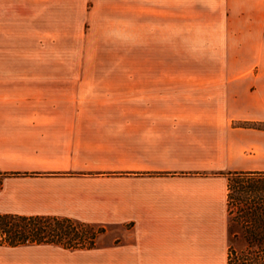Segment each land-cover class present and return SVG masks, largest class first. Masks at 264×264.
<instances>
[{"label":"crops","instance_id":"crops-1","mask_svg":"<svg viewBox=\"0 0 264 264\" xmlns=\"http://www.w3.org/2000/svg\"><path fill=\"white\" fill-rule=\"evenodd\" d=\"M89 2L106 25L158 27L154 56L234 62L18 65V2L0 0V214L105 238L0 246V264H226L227 178L264 172V0Z\"/></svg>","mask_w":264,"mask_h":264},{"label":"rangeland","instance_id":"rangeland-1","mask_svg":"<svg viewBox=\"0 0 264 264\" xmlns=\"http://www.w3.org/2000/svg\"><path fill=\"white\" fill-rule=\"evenodd\" d=\"M18 65H63L85 67L200 66L228 64L234 59L200 57H158L152 51V32L158 27L146 26L138 35L135 26H121L119 19L104 10L92 9L89 0H17ZM193 16L194 11H184ZM181 11H178V14ZM200 27L177 26L178 41L200 37ZM193 32H192V31ZM182 54L184 52H177ZM229 192L238 187L263 185L264 177L235 178L228 176ZM227 189V188H226ZM226 222V244L238 255L244 252L242 226L236 221V210L229 205ZM104 229L96 243L105 241ZM243 251V252H242Z\"/></svg>","mask_w":264,"mask_h":264},{"label":"trees","instance_id":"trees-1","mask_svg":"<svg viewBox=\"0 0 264 264\" xmlns=\"http://www.w3.org/2000/svg\"><path fill=\"white\" fill-rule=\"evenodd\" d=\"M264 177V172H234L235 178ZM227 179L226 214L229 205L236 210V221L242 226L244 252L238 255L226 248V264H264V184L238 187L232 195ZM102 228L57 217H20L0 214V246L22 247L50 245L65 250L94 247Z\"/></svg>","mask_w":264,"mask_h":264}]
</instances>
